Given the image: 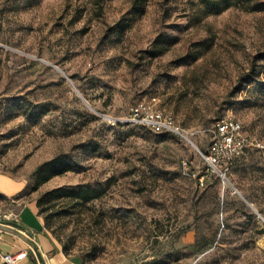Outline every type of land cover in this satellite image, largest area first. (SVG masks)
I'll return each instance as SVG.
<instances>
[{
  "label": "rangeland",
  "instance_id": "rangeland-1",
  "mask_svg": "<svg viewBox=\"0 0 264 264\" xmlns=\"http://www.w3.org/2000/svg\"><path fill=\"white\" fill-rule=\"evenodd\" d=\"M160 36L167 44L152 57ZM142 100L172 113L196 147L128 122ZM224 116L264 140V10L0 0V174L25 183L23 200L104 188L43 206L47 231L85 264H264V153L248 149L225 180L200 153ZM56 156L72 169L34 189L36 167ZM1 183L13 196L22 187Z\"/></svg>",
  "mask_w": 264,
  "mask_h": 264
},
{
  "label": "built area",
  "instance_id": "built-area-1",
  "mask_svg": "<svg viewBox=\"0 0 264 264\" xmlns=\"http://www.w3.org/2000/svg\"><path fill=\"white\" fill-rule=\"evenodd\" d=\"M126 120L132 124L144 125L155 132H170L175 135L185 136L183 127L176 121L172 113L153 107L147 101L142 100L131 106ZM248 149H257L264 153V140L249 136L245 133L243 124L232 116H224L218 119L211 129V139L206 151H200L208 169L216 172L223 180L230 170L232 161L244 155ZM189 162L184 159L183 166L188 169ZM207 174L201 175L200 185H204V178ZM235 191L239 192L236 188ZM8 218V217H6ZM24 234L29 236V234ZM27 256V251L18 253H2L0 257L3 263L18 264Z\"/></svg>",
  "mask_w": 264,
  "mask_h": 264
},
{
  "label": "crops",
  "instance_id": "crops-1",
  "mask_svg": "<svg viewBox=\"0 0 264 264\" xmlns=\"http://www.w3.org/2000/svg\"><path fill=\"white\" fill-rule=\"evenodd\" d=\"M0 177V183L15 180L22 184L21 188L17 186L14 196L7 194L9 192L0 186V220L8 219L15 228L29 234L22 236L13 230L0 228L1 252L15 254L26 250L27 256L18 264H42L40 257L46 264H85L81 255L65 253L62 246L47 231L36 199L23 200L21 195L25 183L6 174H0ZM0 264H3L1 257Z\"/></svg>",
  "mask_w": 264,
  "mask_h": 264
},
{
  "label": "trees",
  "instance_id": "trees-1",
  "mask_svg": "<svg viewBox=\"0 0 264 264\" xmlns=\"http://www.w3.org/2000/svg\"><path fill=\"white\" fill-rule=\"evenodd\" d=\"M199 3L206 11L210 13H219L230 6L238 5V4H245L251 10H264V4L257 2L255 0H199ZM161 38L162 37L160 36L154 42V49L153 51H151L152 57L159 56L163 52L165 44H167L166 42H164V39L162 40ZM197 57L198 55H196L194 58H197ZM253 72H254L253 69H250L248 73H246V75L241 77V81L244 80L245 84L251 83L252 80H254ZM155 98H156L155 96H152L151 100ZM156 133L175 135L170 132H156ZM242 156L243 155L236 157L232 161L231 167ZM182 164H183V161H182ZM72 167H73L72 163L65 156H56L54 158L44 161L43 163L38 165L35 169L33 188L34 189L39 188L41 185L45 184L47 181H49L54 176L61 175L67 171H70ZM103 193H104V188L100 186L98 187L79 186L77 188L58 186V187H54L44 192L41 196L38 197V199H36V202H37V206L39 207L40 213L43 214L42 212L43 206H45V204H48L52 201L59 200L62 198H69L72 200H80V201L87 202V201H90L92 199L102 196ZM3 264H6V263H3ZM142 264H157V261H149V262H145ZM250 264H263V263L254 262Z\"/></svg>",
  "mask_w": 264,
  "mask_h": 264
},
{
  "label": "water",
  "instance_id": "water-1",
  "mask_svg": "<svg viewBox=\"0 0 264 264\" xmlns=\"http://www.w3.org/2000/svg\"><path fill=\"white\" fill-rule=\"evenodd\" d=\"M78 92H79V90H77ZM81 95V94H80ZM82 96V95H81ZM83 97V96H82ZM83 99L85 100V98L83 97ZM86 101V100H85ZM87 102V101H86ZM190 142L193 144V141L192 140H190ZM245 199V198H244ZM246 200V199H245ZM247 201V200H246ZM248 202V204L251 206V207H253V204L252 203H250L249 201H247ZM253 209H255V208H253ZM260 216H261V214L257 211V210H255ZM0 228H2V229H6V230H13L14 232H16V233H18V234H20V235H22V236H24L25 234H24V232L22 231V230H19V229H17V228H15L14 226H13V224H12V222L11 221H9L8 219H5V220H0ZM30 240V239H29ZM31 241V240H30ZM32 242V241H31ZM33 243V242H32ZM36 251H37V253H38V255H39V257H40V254H39V252H38V250H37V247H36ZM40 260H41V263L42 264H46L45 263V261H44V259L42 258V257H40Z\"/></svg>",
  "mask_w": 264,
  "mask_h": 264
},
{
  "label": "bare ground",
  "instance_id": "bare-ground-1",
  "mask_svg": "<svg viewBox=\"0 0 264 264\" xmlns=\"http://www.w3.org/2000/svg\"><path fill=\"white\" fill-rule=\"evenodd\" d=\"M189 142H190V140H192L189 136H187V134H186V132H185V136H184ZM191 143V142H190ZM192 144V143H191ZM192 145H194L195 147H196V145H195V143L193 142V144ZM260 217H262L263 218V220H264V217H263V215H261Z\"/></svg>",
  "mask_w": 264,
  "mask_h": 264
}]
</instances>
